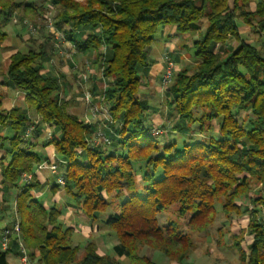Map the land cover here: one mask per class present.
<instances>
[{"label": "trees", "instance_id": "16d2710c", "mask_svg": "<svg viewBox=\"0 0 264 264\" xmlns=\"http://www.w3.org/2000/svg\"><path fill=\"white\" fill-rule=\"evenodd\" d=\"M251 1L233 0L234 9L229 0L49 1L58 25L70 27L63 34L72 50L85 57L97 53L98 60L103 54V76L117 80L104 93L112 121L118 125L108 134L109 144L120 149L117 153L90 144L95 129L70 112V101L60 98L61 77L42 73L48 50H53L48 43L38 51L19 50L9 58L6 76L24 94L27 108L39 120L36 126L58 131L48 145L64 161L59 174L73 205L95 222L100 213L121 201L103 220L117 239L112 250L115 258L98 255L89 244L79 264H124L122 258L128 264H156L144 253L146 248L186 264L197 247L191 234L214 226L218 207L226 220L238 217L244 213L239 201L250 198L252 183L264 187V56L244 41L226 60L211 49L229 36L237 37L238 10L248 24L251 18L264 21V0L249 13L243 8ZM12 3L0 0L5 23L23 6ZM23 7L32 16L42 10L33 3ZM203 20L208 26L203 38L195 41V56L204 61L194 75L187 70L178 73L169 88L170 103L181 121L199 126L200 134L213 131L210 122L219 121L218 137L182 147L175 142L161 146L145 125L149 104L138 96L140 68L149 67V48L161 27L172 26L186 34L199 31ZM5 38L0 33V46ZM2 107L0 94V177L5 187L18 189L15 203L25 247L34 249L33 258L39 252L43 264H72L79 250L72 246L73 229L60 221V209L46 208L33 196L41 187L37 180L23 182V175L34 174L48 157L36 151L38 145L26 136L31 125L27 112ZM6 128L13 132L11 137L2 134ZM59 189V184L51 187L52 192ZM263 200H252L255 206L248 228L253 241L248 250L241 248L240 235L232 238L243 264H264V222L258 219ZM170 207L177 208L179 218L189 217V233L175 221L161 226L158 216ZM9 252L0 249V264H10Z\"/></svg>", "mask_w": 264, "mask_h": 264}, {"label": "rangeland", "instance_id": "374dc122", "mask_svg": "<svg viewBox=\"0 0 264 264\" xmlns=\"http://www.w3.org/2000/svg\"><path fill=\"white\" fill-rule=\"evenodd\" d=\"M49 1L50 0H13L12 4L16 2L22 3V5L25 6L27 3H33L37 8H41L42 10L40 11V9H38V15L36 14L35 16H32L28 15L22 6L15 9L14 15L8 23H5L3 15H0V33H5L6 35L2 47L8 46L7 51L18 49L22 52H27L30 49L38 51L39 46L42 43H48L47 45H50L53 50L49 48L48 51L50 53L43 66L47 64L46 67L49 69L48 75L61 77L60 98L70 101V112L96 129L95 137L90 141L91 145L99 146L107 153H117L120 151L118 145L113 146L106 144L101 138H98V133L105 134V137L109 138L108 133L105 131L108 130L111 132V126L114 125L118 128V125L116 123L114 124L112 121L110 114L111 107L105 100L104 96V93L109 86L115 85L117 80L116 78H106L103 76V65L101 64L105 59L103 54L99 56L101 60H98L97 53L85 57L72 50L70 43L63 34V30H69L70 27L65 25H62L61 27V25H58L59 23L55 18V10L52 5H49ZM74 1L81 4L86 2V0ZM258 2L259 0H252L249 6H243V9H245L246 12L253 13L255 12ZM229 3L231 8L234 9L233 0H229ZM240 13L241 10L236 12L237 37L234 35L229 36L224 43L217 42L211 47L212 53L218 55L220 60H226L234 52L239 50L242 41L255 47L264 56V28H262L264 21L261 18H256L254 20L251 18L252 21L248 24L241 17ZM207 26V20H203L199 31L186 34L178 32L172 34L173 28L171 26L161 27L154 35L153 42L149 48V67L140 68L141 82L138 96L140 99L146 100L149 104L145 125L151 129L152 137H154L161 146L175 142L178 147H182L184 143H193L211 137H218L219 121L210 122V125L214 126L213 131L200 134L198 125H189L187 122L179 119L172 108L170 103L171 97L169 95V88L176 80L179 72L187 70L189 75H194L197 71V67L204 61V57L195 56L197 50L195 47V41H199L203 38ZM22 36H27L26 38H28V41L21 40ZM100 51L102 53L105 52V48H102ZM2 52L3 48H0V53ZM164 56L167 57L165 58V66L162 72L150 73L152 67L157 65L158 62L163 63ZM9 63L10 61H5L1 66L0 74H6L8 68L7 65H9ZM169 68L171 71H169V77L165 82L164 78L167 74V69ZM42 73L47 74L44 70ZM23 97L24 95L21 94L20 99L19 97L16 98V107L27 112L28 116L30 114L29 118L31 125L26 131V136H30L34 141L37 140L38 147H36V151L40 152L43 148L42 145H44V147L49 146V139L55 133L58 134V131L49 126H45L43 129L42 127L38 128L36 124L39 120L33 111L27 108L22 100ZM4 106L6 108L9 107L7 104ZM198 113L200 112L198 111ZM246 115V113H242L241 117L247 118ZM30 129L32 130L30 131ZM12 135L13 132L9 130L7 137H11ZM95 140L98 144H94ZM6 146L7 142L5 144V147ZM2 154L3 151H0V158ZM40 154L43 155V153ZM54 156H56L58 160L57 162L62 160L56 151L50 153L48 160H52V158L54 159ZM59 166H61V164ZM36 173L30 183L36 181L37 176L41 173V175H44V177L49 180L50 186L57 183L58 175L52 174L48 169H42ZM26 176H29V174H24L23 179L26 178ZM138 185V188H140L141 186L139 183ZM252 185V189L249 193L250 198H245L239 201V204L244 210L243 214L231 220H226L218 207L219 214L216 224L205 233L191 234L197 247L191 254V257L185 262L186 264H243L239 259L238 250L232 246V238L240 235L242 238L241 248L245 252L253 241V236L249 234L248 228L251 223V212L255 206L254 203H252V200L257 199V197H262V199H264V187L261 184L255 185L252 183ZM40 186V188L35 189L33 196L37 197L43 205L49 204L51 206L58 204V207L61 206L63 208V203L65 201L70 203L73 202L71 196H66L67 194L65 191L61 192L63 197L59 200L62 201H57L54 197H56L55 194H57L58 191L52 192L54 195L52 196L48 188L42 189V186H44L43 184H40ZM17 192L18 189L7 188V186L5 189L0 188V244L4 233L10 231L12 234L9 236L10 252L8 262L10 264H25L22 261L23 254L20 252L21 250L19 247L20 243L25 247L20 231V216L16 204H14ZM120 203L121 201L115 203L112 209L110 208L105 213H100L99 219H101V217L105 218L108 214L114 213ZM246 209H248L247 212ZM259 210L260 213L258 214V219L261 220V222H264V208L260 207ZM176 211V207H170L163 212V214H160L158 219L161 226H164L168 221H175L180 224L181 229L184 232L189 233L186 228L189 217L186 216L179 218ZM60 221L62 222L61 218ZM73 223L76 226V230L80 233H75L74 239L72 238V246L78 247L79 249L77 259L72 264L80 263L85 255L86 247L89 244H93H87V242L95 240L100 244V250L102 253L103 251L109 252L105 255L115 258L111 247H113V244L117 243V239L113 231L105 228L103 232L95 234L92 236L91 240H87L82 235L84 230H86L84 227L87 222L76 217ZM100 224L96 223L95 226ZM16 225L19 226V233L14 231ZM221 228L222 230L219 231ZM95 248L97 254L100 255L96 246ZM25 250L29 264H43L40 262L39 252H34L35 256L33 258L30 255V251L33 252L34 249L29 251L25 247ZM144 253L156 264H178L174 261H170L162 253L149 250L148 248L144 250ZM119 261L128 264L127 260L123 258ZM100 264L103 263L101 262Z\"/></svg>", "mask_w": 264, "mask_h": 264}, {"label": "crops", "instance_id": "0c3cea01", "mask_svg": "<svg viewBox=\"0 0 264 264\" xmlns=\"http://www.w3.org/2000/svg\"><path fill=\"white\" fill-rule=\"evenodd\" d=\"M172 27V26H171ZM173 28V33L172 34H175V33H177V31H176V28L175 27H172ZM27 36H22V39L21 40H23V41H28L27 39L28 38H26ZM2 45H3V43L1 44V46H0V48L2 49L3 48V52L2 53H0V70H1V66L5 63V61L6 60H8L9 61V58L14 54V53H16L17 51H19L18 49H16V50H13V51H7V47H2ZM7 51V52H6ZM167 56H164V61H163V63H160V62H158V64L157 65H155V66H153L152 67V69H151V71H150V73H152V72H154V73H161L162 72V70L164 69V66H165V58H166ZM89 59V58H88ZM88 61V60H87ZM89 62V61H88ZM47 65V64H46ZM46 65H44L43 67H44V71H46L47 72V74H48V67H46ZM8 66V65H7ZM149 76H150V74H149ZM0 94L2 95V97H3V109H5V110H11V109H13V108H19V107H16V98L17 97H19V99L21 98V94H23L20 90H18L13 84H12V82L7 78V76H6V74L5 73H3V74H0ZM19 94H20V96H19ZM24 95V94H23ZM22 100H23V102L25 103V101H24V97L22 98ZM5 104H7V105H9V107L8 108H6L4 105ZM29 116H30V114H29ZM28 116V117H29ZM43 129V128H42ZM111 129H112V126H111ZM96 130V129H95ZM8 131H9V129H5L4 131H3V133L2 134H4V135H6L7 136V134H8ZM110 131H112V130H110ZM105 132H107L108 134H109V131L108 130H106ZM32 142H34V143H38L37 142V140L36 141H34V139L33 138H31L30 139ZM40 142V141H39ZM42 142H45V141H42ZM44 144V143H43ZM38 145V144H37ZM43 146V148H42V151H40V153H43L45 156H49L50 155V153L51 152H53V151H55V148L52 146V145H49V146H45L44 147V145H42ZM37 174V173H36ZM42 174V173H41ZM38 175L37 176V180L39 181V183L40 184H43L44 186H42L43 188L42 189H46V188H48V190L51 192V194H52V196H54L53 195V193H52V191H51V187L53 186V185H55V184H57V183H55V184H53L52 186H50L49 185V180L46 178V177H44V175ZM0 188H3V189H5V186L2 184V181H1V178H0ZM62 191H64V188H63V186H60V189L58 190V192H57V194H55V196L56 197H54V198H56V200L57 201H62V200H59V199H62ZM59 195V196H58ZM66 196H69V195H66ZM16 197V196H15ZM56 201V202H57ZM73 201V200H72ZM14 204H16V203H14ZM58 209H60V211L62 212V215H61V220H62V223H63V225H64V227L65 228H72L73 229V231H74V233H73V239H74V234L75 233H77V234H79L80 232L79 231H77L76 230V226L74 225V220H75V218L77 217V218H80V219H82L84 222L86 221L87 222V224H86V226L84 227L86 230H84V232L82 233V235H83V237L85 238V239H87V240H91L92 239V236H94L95 234H98V233H101V232H103L104 230H105V228H107V227H105L104 226V224H103V220L104 219H106L110 214H108L107 215V217H101V219H99V216H98V218H97V220L95 221V222H93V221H91L90 219H88L83 213H82V211L79 209V208H77L76 206H74L73 205V202H64L63 203V208L60 206V207H58L57 205L58 204H54ZM54 205H47V204H44V206L46 207V208H50V207H52V206H54ZM65 210V211H64ZM82 214V215H81ZM83 216H85V217H83ZM102 222H100V221ZM96 223H101L100 225H97V226H95L96 225ZM108 229V228H107ZM89 243H93L96 247H97V250H99L98 251V253L100 254V255H105V254H108L109 252H105V251H103V253L101 252V246H100V244L99 243H97V241L95 240V241H89V242H87V244H89ZM87 244H86V246H87ZM114 245L115 244H113V247H114ZM113 247H111V249L113 250ZM109 250V249H108ZM108 250H106V251H108Z\"/></svg>", "mask_w": 264, "mask_h": 264}, {"label": "built area", "instance_id": "2783aa9c", "mask_svg": "<svg viewBox=\"0 0 264 264\" xmlns=\"http://www.w3.org/2000/svg\"><path fill=\"white\" fill-rule=\"evenodd\" d=\"M70 46H71V44H70ZM72 47V46H71ZM169 71H171V69L169 68V69H167V74H166V76H165V78H164V81L166 82V80H167V78L169 77V74H170V72ZM32 129H30V131H31ZM98 133V132H97ZM51 135V134H50ZM96 136H97V134H96ZM98 138H101L102 140H103V142L104 143H106V144H109L110 142H109V138L108 137H105V134L103 135V134H101V133H98ZM102 142V143H103ZM94 144H98L97 142H96V140H95V142H94ZM59 158V157H58ZM58 160H57V158H56V156H54V159L52 158V160L50 159V160H45V161H43L38 167H37V170L35 171V173L37 172V171H41L42 169H48V170H50L51 172H52V174H55V175H58V177H57V184H59L60 186H64V184H65V181H64V178H63V176L61 175V174H59V165L60 164H63L64 163V161H62V160H59V162H57ZM59 164V165H58ZM34 173V174H35ZM34 174H29V176H26V178H24L23 180H24V182L26 183V184H29L32 180H33V178H34ZM19 226H17L16 225V227H15V229H14V231H16L17 233H19V228H18ZM12 233L10 232V231H6L5 233H4V236H3V238H2V241H1V244H0V246H1V249L3 250V251H7L8 249H9V236L11 235ZM18 236V235H17ZM19 237V236H18ZM20 252L23 254V257H22V261L25 263V264H29V261L27 260V256H26V250H25V247L22 245V243H20Z\"/></svg>", "mask_w": 264, "mask_h": 264}]
</instances>
